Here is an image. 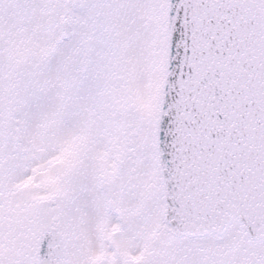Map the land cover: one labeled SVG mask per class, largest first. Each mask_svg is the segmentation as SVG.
<instances>
[{
  "label": "snow or ice",
  "instance_id": "1",
  "mask_svg": "<svg viewBox=\"0 0 264 264\" xmlns=\"http://www.w3.org/2000/svg\"><path fill=\"white\" fill-rule=\"evenodd\" d=\"M0 264H264V0H0Z\"/></svg>",
  "mask_w": 264,
  "mask_h": 264
}]
</instances>
